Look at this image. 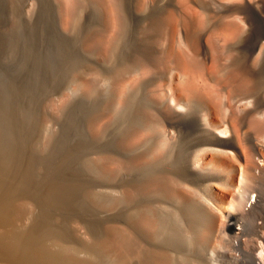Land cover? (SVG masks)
Segmentation results:
<instances>
[{"label":"bare ground","instance_id":"obj_1","mask_svg":"<svg viewBox=\"0 0 264 264\" xmlns=\"http://www.w3.org/2000/svg\"><path fill=\"white\" fill-rule=\"evenodd\" d=\"M46 1L90 64L59 123L84 107L79 145L96 149L104 178L103 259L19 236L31 215L7 189L0 264H264V0Z\"/></svg>","mask_w":264,"mask_h":264},{"label":"rangeland","instance_id":"obj_2","mask_svg":"<svg viewBox=\"0 0 264 264\" xmlns=\"http://www.w3.org/2000/svg\"><path fill=\"white\" fill-rule=\"evenodd\" d=\"M73 32V23L58 19L46 0H0V200L14 190L31 215L19 236L26 232L38 244L65 252L88 247L93 259L99 248L103 259L104 178L91 161L96 149L79 145L84 107L70 105L65 129L59 123L63 96L90 66L87 57L76 58ZM93 82L99 90L98 79ZM154 88L152 83L147 90ZM88 173L100 183L85 179ZM219 194L197 190L209 204ZM224 261L232 264L229 255Z\"/></svg>","mask_w":264,"mask_h":264}]
</instances>
